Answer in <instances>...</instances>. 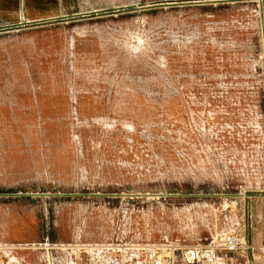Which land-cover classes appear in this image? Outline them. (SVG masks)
I'll list each match as a JSON object with an SVG mask.
<instances>
[{"label": "rangeland", "instance_id": "obj_1", "mask_svg": "<svg viewBox=\"0 0 264 264\" xmlns=\"http://www.w3.org/2000/svg\"><path fill=\"white\" fill-rule=\"evenodd\" d=\"M262 199L264 0H0V242L20 263L237 232L252 248L225 264H264Z\"/></svg>", "mask_w": 264, "mask_h": 264}, {"label": "built area", "instance_id": "obj_2", "mask_svg": "<svg viewBox=\"0 0 264 264\" xmlns=\"http://www.w3.org/2000/svg\"><path fill=\"white\" fill-rule=\"evenodd\" d=\"M23 245L10 242H0V264H22L13 254ZM36 246L37 248H41ZM65 246V245H64ZM58 250L60 247H57ZM252 248L248 245L242 233L228 232L220 240L195 244L172 241L169 244L141 243L130 253L131 264H225L228 254L238 253ZM69 249L68 246L63 250ZM6 257V259L4 258ZM58 264H92V256L80 258L71 253L56 255Z\"/></svg>", "mask_w": 264, "mask_h": 264}, {"label": "crops", "instance_id": "obj_3", "mask_svg": "<svg viewBox=\"0 0 264 264\" xmlns=\"http://www.w3.org/2000/svg\"><path fill=\"white\" fill-rule=\"evenodd\" d=\"M251 242L264 247V199L253 203L251 209Z\"/></svg>", "mask_w": 264, "mask_h": 264}]
</instances>
